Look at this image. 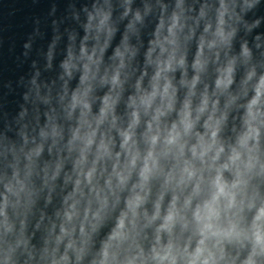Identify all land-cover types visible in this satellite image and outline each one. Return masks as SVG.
Returning a JSON list of instances; mask_svg holds the SVG:
<instances>
[{
    "label": "clouds",
    "instance_id": "obj_1",
    "mask_svg": "<svg viewBox=\"0 0 264 264\" xmlns=\"http://www.w3.org/2000/svg\"><path fill=\"white\" fill-rule=\"evenodd\" d=\"M24 24L0 264H264V0H51Z\"/></svg>",
    "mask_w": 264,
    "mask_h": 264
},
{
    "label": "water",
    "instance_id": "obj_2",
    "mask_svg": "<svg viewBox=\"0 0 264 264\" xmlns=\"http://www.w3.org/2000/svg\"><path fill=\"white\" fill-rule=\"evenodd\" d=\"M51 0H0V37L3 45L0 46V81L15 80L16 77L27 71V65L21 66L16 56L20 53L24 33L30 30L24 21L31 15H46ZM63 7V4H61ZM14 46V51L10 48ZM0 95L3 92L0 91ZM8 107L15 106V98L7 97Z\"/></svg>",
    "mask_w": 264,
    "mask_h": 264
}]
</instances>
